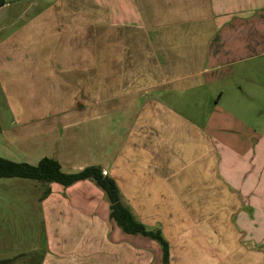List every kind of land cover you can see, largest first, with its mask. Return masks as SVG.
<instances>
[{"label": "crops", "instance_id": "0c3cea01", "mask_svg": "<svg viewBox=\"0 0 264 264\" xmlns=\"http://www.w3.org/2000/svg\"><path fill=\"white\" fill-rule=\"evenodd\" d=\"M27 4L17 25L0 26V157L54 159L67 174L100 167L135 218L162 232L170 264H264L260 134L222 105L238 98L226 83L236 67L264 58V0ZM100 189L31 187L39 250L0 261L163 264L158 242L111 219Z\"/></svg>", "mask_w": 264, "mask_h": 264}, {"label": "rangeland", "instance_id": "374dc122", "mask_svg": "<svg viewBox=\"0 0 264 264\" xmlns=\"http://www.w3.org/2000/svg\"><path fill=\"white\" fill-rule=\"evenodd\" d=\"M30 0H8L0 10V26L17 25V17ZM9 32V31H8ZM238 72L228 80L233 95L223 102L224 107L234 108L237 116L250 128L259 133L260 168L264 170V58L256 59L236 67ZM233 88V89H232ZM253 95L254 104L250 99ZM236 102L238 106L236 107ZM6 109L0 94V123H6ZM198 116V113H196ZM216 127L231 130L220 115H214ZM254 139L257 137L254 136ZM257 140V139H256ZM56 184V183H52ZM52 184H48L51 186ZM37 181L24 179H0V257H10L17 253H30L39 250L43 237L41 208L38 192L31 187L41 186ZM59 185V184H58ZM61 186V185H60ZM101 190V189H100ZM102 191V190H101Z\"/></svg>", "mask_w": 264, "mask_h": 264}, {"label": "trees", "instance_id": "16d2710c", "mask_svg": "<svg viewBox=\"0 0 264 264\" xmlns=\"http://www.w3.org/2000/svg\"><path fill=\"white\" fill-rule=\"evenodd\" d=\"M7 3V0H0V8ZM0 179L32 180L44 185L56 183L63 187H71L78 182L91 180L106 194L110 203V217L118 227L126 234L141 235L158 242L163 250V264H170V245L163 237L162 232L159 229L147 228L135 218L123 204L115 180L105 176L100 167H86L78 173L67 174L63 172L60 163L54 159L44 158L37 166H32L0 157ZM49 193L47 191L44 197ZM9 263L11 260L0 261V264Z\"/></svg>", "mask_w": 264, "mask_h": 264}, {"label": "built area", "instance_id": "2783aa9c", "mask_svg": "<svg viewBox=\"0 0 264 264\" xmlns=\"http://www.w3.org/2000/svg\"><path fill=\"white\" fill-rule=\"evenodd\" d=\"M103 174L106 176V172H103Z\"/></svg>", "mask_w": 264, "mask_h": 264}]
</instances>
